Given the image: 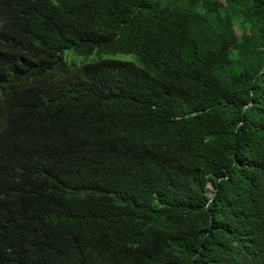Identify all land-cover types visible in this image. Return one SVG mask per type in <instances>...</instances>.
<instances>
[{"label":"trees","instance_id":"1","mask_svg":"<svg viewBox=\"0 0 264 264\" xmlns=\"http://www.w3.org/2000/svg\"><path fill=\"white\" fill-rule=\"evenodd\" d=\"M0 264H264V0H0Z\"/></svg>","mask_w":264,"mask_h":264},{"label":"rangeland","instance_id":"2","mask_svg":"<svg viewBox=\"0 0 264 264\" xmlns=\"http://www.w3.org/2000/svg\"><path fill=\"white\" fill-rule=\"evenodd\" d=\"M69 55H71V54H69V53L67 54V58H66L67 62L68 63H74L78 67L83 66V65H86L88 63H91V62H93L95 60V58H93L95 56L90 57V58H87V57H74L73 59H68V56Z\"/></svg>","mask_w":264,"mask_h":264}]
</instances>
